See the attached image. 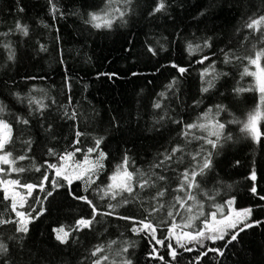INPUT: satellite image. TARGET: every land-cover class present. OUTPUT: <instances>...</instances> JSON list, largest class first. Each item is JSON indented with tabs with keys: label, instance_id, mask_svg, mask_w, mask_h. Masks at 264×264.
<instances>
[{
	"label": "trees",
	"instance_id": "16d2710c",
	"mask_svg": "<svg viewBox=\"0 0 264 264\" xmlns=\"http://www.w3.org/2000/svg\"><path fill=\"white\" fill-rule=\"evenodd\" d=\"M56 2L65 16L61 18L57 14V19L53 20L48 0H0V32H7L14 28L17 20H21L29 26L30 33L28 37L19 33L0 37V41H11L16 49L15 61H8L6 50L0 46V102L6 105L3 119L13 129V155L25 154L27 145L24 141L32 140L28 159L17 163V166L26 168L19 178L22 182L39 183L44 173L50 179L54 177V170L48 169L45 161H58L47 154V149L53 147L57 153L73 150L77 130L84 135L75 147L86 150L94 145L96 138L103 137L100 149L107 154V159L98 173L99 179L94 176L96 182L90 186L84 180H73L70 186L59 180L63 187L43 202V215L29 224V233L23 243L31 258L39 259L41 264H92L96 258L91 256V251L97 245H103L104 251L98 254L108 257L103 264H122L125 255L129 254L133 264H194L198 254L204 251L195 242L187 245L194 249L192 252L177 248L179 254L172 261L166 247L169 241L166 240L164 247L156 245L164 261L150 259L147 254L154 242L150 244L143 234H133L131 223L118 216L146 215L145 209L150 210L156 203L151 197L166 186L168 191L160 201L165 207L155 214L154 222L170 223L167 211L175 203V196L185 195L174 191L182 179L181 174L196 166L197 160L202 161V156L209 151L212 152V168L196 177L198 187L192 189L195 200L187 201V205L197 206L204 212L195 221V227H201L211 203L224 205L233 197L238 209L252 208L253 219L264 220V201L250 191L254 185L257 193L264 195V144H256L241 131L243 122L257 108L259 93L233 91L255 85L253 76L243 74L245 67L255 71V66L249 65L245 57H254L256 51L264 50V25L260 26L261 31H256L248 29L247 24L264 15V0H168L167 14L154 16H149V12L156 0H132L126 23L117 21L111 29H96L84 23L87 13L104 8L106 0ZM18 4L24 7L23 13L18 11ZM112 7L123 5L117 2ZM205 38H210L211 47L189 55L186 45L189 42L202 45ZM41 44L47 51H40ZM149 45L158 50L157 55L148 52ZM161 46L166 50L160 51ZM222 49L230 54L231 63H224ZM203 55L209 60L204 64L197 63ZM213 61L216 73L227 72L229 75L219 77L215 87L202 94L200 74ZM172 63L187 68L188 72L181 76L176 68L171 67ZM260 63L264 66V57ZM113 73L116 75L109 78L108 74ZM173 78L179 81L176 89L168 92L167 99L162 100V109H155L153 104L159 99L158 94L167 91L165 86ZM14 93H19L22 100H18ZM29 99L48 105L43 115L35 111L36 105L28 104ZM217 104L226 105L227 111L217 115ZM210 108L211 113L208 112ZM73 110L77 113L76 119L70 118ZM260 110L262 117L258 119V126L264 132V106ZM65 112L69 115L66 116ZM165 112L164 120L154 124ZM17 116L30 118L31 126L25 130V126L16 122ZM216 121L226 124L223 136L230 134L232 139L222 137L223 146L213 150L200 138L216 139L208 137ZM42 123L45 127L49 123L52 125L55 139L44 131ZM193 123L205 124L207 129L194 128L184 136V125ZM176 146L181 151L176 153L168 170L164 172L155 167L165 151ZM125 151L131 158L128 170L136 173L135 191L132 196L125 192L117 200L101 199L99 188L110 183L109 177L121 163ZM198 152L201 157L193 160ZM89 158L95 160L97 153ZM74 160L82 161L83 153H77ZM0 167L8 168L6 165ZM37 167L39 172L35 170ZM253 170L256 172L255 181L250 178ZM139 173L165 175L167 180L157 181L154 187L141 190L137 186V181L142 179ZM16 177L17 174L13 173L9 178ZM152 178L155 180V176ZM18 189L26 196V189ZM46 190H51L50 184L46 185ZM70 191L76 196H88L100 212L110 211L108 204H116L123 198L131 202L117 208L111 216L98 215L92 229L74 232L75 239L61 245L54 238V228L63 225L67 229L73 227L77 219L91 217L89 205L72 198ZM44 195L39 188L35 189L31 197L26 196L24 208L18 210L36 216L41 204L35 203L34 198L43 199ZM3 197L0 189V215L4 219L14 218L11 201ZM172 210L175 212L176 209ZM180 212L186 216L185 209ZM180 219L177 216L176 222ZM14 228V224L0 226V239L9 244L10 250L16 247L14 241L8 240L9 236L16 235ZM167 235V228L158 229V238ZM170 242L176 246L175 239ZM126 243L135 247L129 249V254L118 255ZM204 243L206 247H221L224 241L213 244L205 240ZM19 259L24 262L27 255H21ZM199 264H264V226L241 233L239 242H233L224 257L209 253Z\"/></svg>",
	"mask_w": 264,
	"mask_h": 264
},
{
	"label": "snow or ice",
	"instance_id": "6c2138e0",
	"mask_svg": "<svg viewBox=\"0 0 264 264\" xmlns=\"http://www.w3.org/2000/svg\"><path fill=\"white\" fill-rule=\"evenodd\" d=\"M119 2L123 7H112L114 3ZM49 3V11L53 18V20L57 19V14L61 18L65 16V13L61 11L58 7V3L56 0H48ZM132 0H106L104 8L99 11H90L87 13L86 18H84V23L90 24L93 28L96 29H111L113 24L117 21L121 23H126L125 17L129 14L131 9ZM18 11L20 13L24 12V7L21 5H17ZM170 7L168 0H156L155 6L149 12V16H154L157 13L167 14V10ZM204 13L202 12L201 15ZM264 25V15L259 16L257 19H251L247 24L248 29H255L256 31H261L260 26ZM47 27V25H45ZM19 33L23 37L29 36V26L26 23H22L21 20H17L14 28L9 29L7 32H0V37H7L12 34ZM0 46H2L7 52V60L15 61L16 59V49L13 46L11 41H0ZM210 38H205L203 44H194L189 42L186 45V51L189 55H192L196 52L203 51L204 48H210ZM40 51H47L45 45H39ZM148 52H150L153 56L158 54V50L152 45L148 46ZM160 51L166 50L163 46L160 47ZM224 55V63H231L230 54L228 52H224L221 50ZM264 57V50L256 51L254 57L248 56L245 57L247 59L248 64L255 66V71H249L248 67L244 68V75H250L255 77V85L249 88H235L233 91L236 93L247 92V91H258L259 93V101L257 108L254 112L248 115L247 121L243 122L241 131L246 133L256 144H264V132L261 131V128L258 126V119L262 117L261 106H264V66H261V58ZM235 59H240V57H235ZM209 60L207 55L201 56L197 63L204 64L205 61ZM63 63V61H61ZM171 67L176 68L178 72L183 76L188 69L185 67H180L179 65L172 63ZM109 78L115 76L116 74H108ZM132 75H137V73H132ZM229 73L215 72V62L206 67L203 71H201L200 78L202 82V87L200 89L201 93H208L210 89L215 87V81L219 79V77L224 76L227 77ZM211 76V79H206V77ZM36 77H27V79H35ZM179 81L176 78L168 83L165 88L167 91L160 92L158 94L159 99L154 102L153 107L155 109H162L164 105L162 104V100L167 99L168 92H172L176 89ZM66 86H68L70 90V84H68L66 80ZM223 95V93H221ZM14 96L18 100H22V97L19 93H14ZM69 103L72 102L71 97L68 98ZM55 103V100L52 101ZM194 103H199V101H195ZM28 104L36 105L35 111L43 115L44 110L48 107V105H44L40 101H36L33 99L28 100ZM216 114L219 115L221 112L227 111V106L224 104H217L215 106ZM6 105L0 102V166L6 165L8 168L0 167V189L3 190L4 199L10 200V209L11 212L15 214L14 218L9 217L8 219L2 218L0 215V226L6 224H14V232L16 235L9 236L8 240H12L15 242L16 247L10 250L9 244L5 242V240L0 239V264H41L39 259L33 260L31 258V254L25 250V245L23 243L24 238L29 233V224L39 215H43L45 209L43 208V202L47 201L49 197H53L54 193L57 189L63 187V185L59 182V180H63L67 182L70 186L73 180H84L86 185L90 186L96 182L93 177L99 179L98 173L104 168L103 161L107 159V154L100 149V145L103 143V137L96 138L94 140V145L92 147H88L86 150L75 147L81 143L80 137L84 135L81 131L77 130L75 133V140L73 141V150L65 151L63 153H57L53 147H49L47 149V154L50 157H56L57 163H48L45 161V164L48 169L54 170L55 176L50 179L47 173L42 175V179L39 183H26L22 182L19 178V174H22L26 171L25 167L17 166L18 161H23L28 159L27 152H30L32 149V140H25L24 143L27 145V151L25 154L14 156L12 145L14 143L13 140V129L12 125L3 119V113L5 112ZM209 113L212 112L210 108L208 110ZM31 115V110H30ZM65 115L68 116L69 113L65 112ZM165 112L162 114L154 124H159L164 120ZM77 113L75 110L70 114L71 119H76ZM207 116V113L205 114ZM16 122L25 126V130H27L31 126V119L25 118L23 116H17ZM176 123H180V121H175ZM41 127L47 132L52 139H55V133L53 131L52 125L49 123L46 127L42 123ZM226 124L216 121L212 125V130L208 132V137H215L216 139H211L207 137H201L200 139H204L207 145L211 146V149L215 150L218 147H222L221 139L223 137L224 140H231L232 137L228 134L226 137L223 136V130L225 129ZM185 131L183 133L184 136L189 135V131L194 128H199L202 130H206L207 126L205 124H186L184 125ZM181 151L179 146L173 147L170 151L166 150L163 155V159L160 160L155 167L160 168L162 171L166 172L168 170L170 162L173 161L177 152ZM83 153L82 161H75L74 157L77 153ZM97 153V158L95 160L90 159L89 157L93 154ZM201 153H196L192 159L197 160L198 157H201ZM130 156L128 152L125 151L121 163L116 166L115 171L109 177L110 183L106 185V187L99 188V191L102 193L101 199L105 197L110 198L111 200H117V197H122L126 192L129 196L135 191L134 186V176L136 173L129 171L130 166ZM72 162L71 164L68 162ZM237 164L239 161L236 162ZM74 164V167L72 166ZM213 165L212 160V152H207L206 155L202 156V161L197 160L196 166H194L191 170L185 169L183 171L182 179L176 189L175 192L185 193L184 196L176 195L170 209L167 211V217L170 218L171 222L167 223L165 221H155V214L160 212L165 205L160 203L161 199L165 197L166 192L168 191L167 187L160 188L151 199L156 203L151 206L150 210L145 209L146 215L137 217V216H129V215H119L118 218L121 220H126L131 223V232L135 235L143 234L149 239L150 244L154 242L151 247V251L148 252V257L153 260L164 261V256L160 254L159 249L156 245L161 247L165 246V241L168 240L166 247L168 248V256L172 261H175L178 256L177 248L183 249L185 252H192L194 249L192 247H188V244L195 242L201 249L204 251L200 252L195 259L194 264H199L202 257L207 256L209 253H215L217 257H224L225 252L229 249V246L233 244V242H239L240 234L245 232L247 229H251L253 227H261L264 226V220L262 219H253L252 208H245L242 211H236L232 208L234 204L235 198H229L225 205H217V211L221 212L222 218L217 219V212L209 213V216H206L202 223V227L196 229L193 225V220L198 219L199 216H203V212H200L198 216L191 215L192 207L187 205L188 200H195L194 195L192 194V189L194 187H198L196 177L198 175H203L205 170H210ZM37 172L40 171V168L37 167L35 169ZM13 173L17 174L16 178H9ZM139 176L142 178L137 181V186L143 190L150 187H154L157 181H166L167 177L165 175H156L155 173H150L145 176L144 173H139ZM153 176H155V180H153ZM59 178V179H57ZM253 181L256 179V172L253 170L251 172V177ZM51 185V190H46V185ZM15 188H23L26 189V196L31 197L33 191L37 188L41 192H44L45 195L43 199L40 197H35V203L41 204V209L37 212L36 216H32L31 212L20 211L18 208H24L26 203V196L22 195L20 192L12 191ZM87 190V188L85 189ZM251 193L254 196H258L259 200L264 201V195H259L257 193L256 187L253 185L250 189ZM11 192V195L9 193ZM72 198L84 201L91 208V217L84 218L81 217L75 221L73 227L67 228L63 225L54 228V238L61 245L69 244L70 239H75L73 236L74 232H80L84 229H92L94 224L97 222L96 217L98 215L111 216L116 212V209L129 204L131 201L128 198H123L118 201L116 204H108V208L110 211L108 212H100L97 206L93 203V200L89 199L88 196H76L75 193L69 192ZM19 197V201L17 198ZM210 199L212 197H209ZM176 205H179V208H176ZM187 206V207H186ZM227 206L229 209L227 214H223L224 207ZM202 207V205H201ZM172 209H176L175 212ZM180 209H185L189 215L184 216L181 214ZM180 216L181 223L176 222V217ZM210 217V218H209ZM167 228L168 235L166 237L158 238L157 232L158 229ZM180 228L181 232L179 234L176 233V229ZM184 229H191L190 231H186ZM175 239L176 246L170 242L172 239ZM185 240L184 243L181 241ZM211 241L215 244L217 241H224L221 247H206L204 241ZM115 243V241H112ZM135 245L132 243H126V245L122 248L121 254H129V249L134 248ZM104 251L103 245H97L92 251L91 256L95 257L92 261V264H103L104 261L108 260L107 256H100L98 254ZM21 255H27V260L24 262L20 261ZM122 264H133V260L129 255H125L122 260ZM168 264V262H165Z\"/></svg>",
	"mask_w": 264,
	"mask_h": 264
},
{
	"label": "rangeland",
	"instance_id": "374dc122",
	"mask_svg": "<svg viewBox=\"0 0 264 264\" xmlns=\"http://www.w3.org/2000/svg\"><path fill=\"white\" fill-rule=\"evenodd\" d=\"M255 70H256V69H255ZM254 79H255V77H254ZM68 163L71 164V162H68ZM72 166L74 167V165H72ZM12 191H16V192H20V193H21V191H20L18 188L12 189ZM21 194H22V193H21ZM9 195H11V192L9 193ZM17 200L19 201V197L17 198ZM224 205H225V204H224ZM216 206H217V205H215L214 203H211V204L209 205L210 211H208L207 215L209 216V213L215 211V212H217V219H221V218H222V214H221V212L217 211V207H216ZM232 208L235 209L236 211H242L243 209H245V208H243V209H238V208L236 207L235 204L232 205ZM228 211H229V209L227 208V206H225L224 209H223V214H227ZM200 212H203V210L200 209V208L197 207V206H194V207H192V213H191V215L198 216V214H199ZM203 214H204V212H203ZM187 215H189V213H186V216H187ZM200 217H202V216H199L198 219H199ZM209 218H210V217H209ZM198 219H194V220H193V225H194V227H195V224H194V223H195V221H197ZM177 223H181V219H180L179 221H177ZM201 227H202V225H201ZM195 228L197 229V227H195ZM184 230H186V231H190L191 229H184ZM180 232H181V229H180V228H177V229H176V233L179 234ZM173 239H174V238H173Z\"/></svg>",
	"mask_w": 264,
	"mask_h": 264
}]
</instances>
